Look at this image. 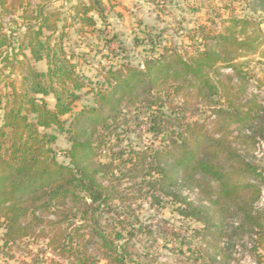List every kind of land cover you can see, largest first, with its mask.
Wrapping results in <instances>:
<instances>
[{
	"label": "trees",
	"instance_id": "1",
	"mask_svg": "<svg viewBox=\"0 0 264 264\" xmlns=\"http://www.w3.org/2000/svg\"><path fill=\"white\" fill-rule=\"evenodd\" d=\"M15 1L0 0V15L19 14L23 27V32L7 29L0 18V86L8 90L0 91V239L4 246L28 237L46 239L44 230L37 233L36 227L47 224L54 233L50 247L57 239L54 248L73 254L76 264L96 263V256L88 253L92 246L108 264H142L131 250L133 231L126 229L117 211V203L126 207L125 180L140 179L153 190L173 196L197 220L219 223L212 224L218 233L228 217L240 216V228L256 223L252 205L261 200L264 175L223 133L235 125L240 134L264 135L263 127L254 125L261 107L255 98L242 106L233 94L234 78L247 82L238 63L254 51V37L249 34L252 21L232 18L221 31L199 27L193 33L202 41L193 52L172 43L163 45L162 35L148 34L153 48L143 64L111 66L94 94L96 106L73 116L68 130L70 164L65 165L57 162L52 149L56 136L46 131L55 127L65 132L62 119L73 114L86 85L66 49L67 26L59 27L62 14L50 10L53 0H40L35 6L25 0L21 12L10 10ZM82 1L73 21L82 31L95 29L91 13L104 19L103 5L100 0ZM41 62L46 63V71L37 69ZM223 69H231L234 78L225 76ZM238 88V93L245 89ZM223 93L225 108L218 105ZM48 97L55 100L53 108ZM199 104L209 107L217 119L226 116L216 122V130L190 119ZM142 124L160 145L130 152L134 156L122 163L128 153H114L117 144L112 140L119 142L128 133H137ZM106 153L110 160L103 162ZM184 190L200 192L202 201L195 205ZM51 213L55 221H46L43 216ZM142 231L141 226L136 230ZM219 255L217 251L208 255L210 263L230 264Z\"/></svg>",
	"mask_w": 264,
	"mask_h": 264
},
{
	"label": "rangeland",
	"instance_id": "2",
	"mask_svg": "<svg viewBox=\"0 0 264 264\" xmlns=\"http://www.w3.org/2000/svg\"><path fill=\"white\" fill-rule=\"evenodd\" d=\"M24 1H15L10 10L21 12L20 5L22 6ZM100 1L103 5L104 19L93 11L91 16L96 20L97 27L86 31H82L81 26L73 21L79 0H53L50 5L51 11H59L62 14L59 27L67 26L66 49L86 85V88L79 92L80 100L74 104L73 114L62 119L65 132H60L55 127L46 131L56 136L52 149L58 163L70 164L68 151L72 143L68 130L73 116L85 107L96 106L94 94L98 85L105 80L111 66L117 68L131 64L140 67L143 64L145 58L151 55L150 50L153 48L148 42V34L154 37L162 35L163 45L169 46L172 43L193 52L202 41L193 32L201 26L221 31L224 26H228V21L232 18L252 21L249 34L254 37V42H251L254 51L244 54V58L238 63L239 69L247 77V82L241 83L234 78L231 69H223L222 73L234 78L233 94L235 98L239 97L242 106L253 98L261 106L259 120H256L254 125H261L264 132V0ZM82 2L87 4L85 0ZM31 3L35 6L40 0H31ZM19 16L17 13H8L5 16L0 15V18H3L7 29H18L23 32ZM37 69L45 71V62L38 64ZM13 79L18 84V78L13 76ZM225 80L227 82V79ZM240 86L245 89L238 93ZM6 88L3 84L0 91L3 90L4 94L8 92ZM224 96L223 93L221 103L218 104L221 108L226 107ZM46 101L49 108L54 107L55 100L52 97H48ZM211 112L212 110L205 104H199V108L188 114L191 120H196L206 125L208 130L214 131L217 129L216 122L226 116L220 114V118L217 119ZM145 130L146 126L142 124L137 133H128L121 137L119 142L112 140L113 145L117 144V147H113L114 153L119 151L128 153L123 157L122 163L134 156L130 152H142L148 147L160 145L161 142L145 133ZM223 133H228V141L264 175V135L262 137L260 134H240L236 131L235 125ZM139 134H142L141 137ZM109 160L108 153L104 154L102 161ZM123 170L127 173L129 167ZM123 190L127 200L126 207L117 203V211L121 215V220L125 222L126 229L133 231L131 250L138 254L142 264H211L208 255L213 251L221 252L222 257L224 256L230 264H264V204L259 202L252 205L258 218L254 225L240 228L241 225L238 226L241 224L240 216L228 217L221 232L218 233L212 224L219 223L212 221L211 224H204L197 220L184 204L177 203L173 196H165L153 190L140 179L125 180ZM183 194L188 195L195 205L202 201L198 191L189 193L188 190H184ZM259 213L263 215L260 216ZM43 217L46 221H55L52 213ZM140 226L143 227V231L136 232ZM41 229L44 230L42 232L46 234V239L28 237L8 246H4L0 239V264H76L73 254L55 249L59 245L57 239L55 245L50 247L54 234L52 228L44 224L41 228L36 227L37 233H40ZM2 232L0 227V234ZM76 248L78 249L77 246ZM79 250L82 251L83 248L80 247ZM88 253L92 257L96 256L95 264H108L99 257L93 246Z\"/></svg>",
	"mask_w": 264,
	"mask_h": 264
},
{
	"label": "built area",
	"instance_id": "3",
	"mask_svg": "<svg viewBox=\"0 0 264 264\" xmlns=\"http://www.w3.org/2000/svg\"><path fill=\"white\" fill-rule=\"evenodd\" d=\"M261 204H264V187H261Z\"/></svg>",
	"mask_w": 264,
	"mask_h": 264
},
{
	"label": "crops",
	"instance_id": "4",
	"mask_svg": "<svg viewBox=\"0 0 264 264\" xmlns=\"http://www.w3.org/2000/svg\"><path fill=\"white\" fill-rule=\"evenodd\" d=\"M0 10H1V8H0ZM41 63H44V62H41ZM38 64H40V63H38ZM38 64H37V65H38ZM45 64H46V63H45ZM37 65H36V67H37ZM45 71H46V70H45Z\"/></svg>",
	"mask_w": 264,
	"mask_h": 264
}]
</instances>
